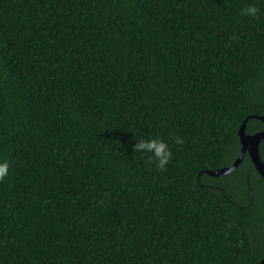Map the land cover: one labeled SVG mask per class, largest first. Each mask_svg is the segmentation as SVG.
I'll return each instance as SVG.
<instances>
[{
  "label": "trees",
  "instance_id": "1",
  "mask_svg": "<svg viewBox=\"0 0 264 264\" xmlns=\"http://www.w3.org/2000/svg\"><path fill=\"white\" fill-rule=\"evenodd\" d=\"M261 115L264 0H0V264H258Z\"/></svg>",
  "mask_w": 264,
  "mask_h": 264
},
{
  "label": "clouds",
  "instance_id": "2",
  "mask_svg": "<svg viewBox=\"0 0 264 264\" xmlns=\"http://www.w3.org/2000/svg\"><path fill=\"white\" fill-rule=\"evenodd\" d=\"M244 14L255 16L257 8L254 4H249L243 10ZM175 142L177 144L183 143L182 138L177 137ZM134 151L141 153H148L149 159L155 158L156 167L163 169L169 162L172 153L171 149L164 139L160 137H150L148 139H136L132 145ZM10 169V161L7 158L0 157V180H3L8 174Z\"/></svg>",
  "mask_w": 264,
  "mask_h": 264
},
{
  "label": "water",
  "instance_id": "3",
  "mask_svg": "<svg viewBox=\"0 0 264 264\" xmlns=\"http://www.w3.org/2000/svg\"><path fill=\"white\" fill-rule=\"evenodd\" d=\"M260 117L264 119V115H261ZM246 120L247 118L242 122L238 130L240 141L239 155L236 157L233 163L215 170H210V174L221 175L232 171L242 161L245 154L248 153L256 169L264 177V160L260 155V141L264 137V128L249 133L246 131ZM258 264H264V255Z\"/></svg>",
  "mask_w": 264,
  "mask_h": 264
}]
</instances>
